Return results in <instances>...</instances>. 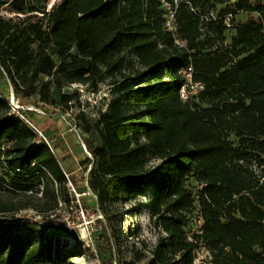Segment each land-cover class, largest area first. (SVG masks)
Wrapping results in <instances>:
<instances>
[{"label":"trees","instance_id":"16d2710c","mask_svg":"<svg viewBox=\"0 0 264 264\" xmlns=\"http://www.w3.org/2000/svg\"><path fill=\"white\" fill-rule=\"evenodd\" d=\"M49 2L0 0L13 14L0 12V72L16 98L55 112L76 106L78 93L66 85L97 90L111 78L105 111L95 119L77 114L100 211L121 193L147 196L135 210L146 208L160 233L148 264H207L194 261L200 243L211 264H264V0ZM189 68L202 88L183 100ZM10 109L0 89V164L13 169L15 188L30 191L49 173L64 193L67 172L54 151ZM148 155L157 162L148 165ZM51 198L49 209L54 189ZM196 209L202 226L190 236L185 227ZM9 210L0 204V213ZM23 240L0 222V264L36 253L47 264L59 252L50 239L25 253Z\"/></svg>","mask_w":264,"mask_h":264},{"label":"rangeland","instance_id":"374dc122","mask_svg":"<svg viewBox=\"0 0 264 264\" xmlns=\"http://www.w3.org/2000/svg\"><path fill=\"white\" fill-rule=\"evenodd\" d=\"M54 1L57 0H50L47 8H50ZM167 7L166 17L170 18V8ZM0 12L6 18L13 15L2 10V7ZM126 58L133 59V56L127 54ZM133 67L137 68V63H134ZM128 71L130 69L125 67L124 72ZM105 88H112L109 77L98 85V89ZM0 89L8 102H11L14 92L11 93L10 86L5 84L1 72ZM87 89L90 90V88ZM62 90L72 92L73 89L66 85ZM112 95L111 93L110 97ZM14 99L17 104L24 107L27 118L42 130L46 123L41 119L53 117L52 113L55 109L53 106L36 104L32 98L15 97ZM33 108L43 110L45 113L36 112ZM95 110L88 109L90 112H86V115L90 119H95ZM57 113V115H63L72 125L70 135L75 140V144L69 145L67 150L63 143H56V138H49L43 132L63 168L69 170L78 164L79 170L72 176L67 173L69 178L67 177L64 193L59 192L58 183L49 173L32 190L23 192L14 186L16 175L13 169L7 162L0 164V204L11 209L0 213V222L11 224L15 234L24 239L25 253L33 252L34 249H42L46 241L50 239L59 241V252L55 253L54 259L48 261L47 264H118L113 261L114 256L125 264H148L151 251L160 233L155 228L150 212L146 208L140 207L135 210L137 203L145 201L147 196L127 199L126 194L121 193L115 202H107L106 212L102 213L87 183L90 168L87 157L90 156L84 149V146L86 147L84 140L88 135L82 130L81 120L77 118L79 110L74 106L69 112L57 109ZM82 156L84 158L79 160ZM156 162L150 155L147 156L148 165ZM43 181L48 183L47 193L44 192ZM70 183L75 191L72 190ZM187 183L194 189L197 206V188L194 187L191 179H188ZM52 189L56 193L57 204L49 209L48 207L52 205ZM43 208L48 209L41 211ZM201 226L202 219L196 209L188 216L185 229L192 236V233L200 231ZM39 257L36 253L31 259L20 258L13 264H42ZM110 257L112 263L108 261ZM209 260V250L200 243L195 250L194 261L211 264Z\"/></svg>","mask_w":264,"mask_h":264},{"label":"built area","instance_id":"2783aa9c","mask_svg":"<svg viewBox=\"0 0 264 264\" xmlns=\"http://www.w3.org/2000/svg\"><path fill=\"white\" fill-rule=\"evenodd\" d=\"M170 8V18H167L166 20V27L168 29H173V15L174 12L172 11L171 7ZM184 75L186 76V78L188 79V82L186 84H184L181 89H180V97L183 100H186L189 98V96L191 94L196 93L199 89L202 88V85L199 83H193L191 81V69L189 68L187 71L183 72ZM69 88H72V91H77L78 93V101L75 103L76 107L78 108L79 112L80 111H84V112H90L88 111V109H96L95 110V117L97 118L98 115L105 111L107 104L109 103V100L111 99L110 95V91L111 89L105 88V89H97V90H88L87 89V85L83 84V83H71L69 84ZM15 97L13 96V99L11 100V102H9L10 105V112L9 114H15L17 116H19L20 118H22L35 132V141L39 142L41 140L45 141L50 148L51 144L48 141L45 133L43 132L42 129L38 128L34 123H32V121H30L27 116L24 113L23 110V106L19 105L16 103ZM72 102H70L71 104ZM31 109V107H29ZM73 108H70L68 110L71 111ZM34 111L39 112V113H45L43 110L37 109V108H33ZM72 129V128H71ZM6 145H1L0 146V150L3 151L5 149ZM85 151L87 152V154L90 156L89 151L87 150V148L84 146ZM66 176L68 177V174H66ZM70 185L72 186V190H74L73 185L70 183Z\"/></svg>","mask_w":264,"mask_h":264},{"label":"crops","instance_id":"0c3cea01","mask_svg":"<svg viewBox=\"0 0 264 264\" xmlns=\"http://www.w3.org/2000/svg\"><path fill=\"white\" fill-rule=\"evenodd\" d=\"M57 114V111H54V113H52L53 117H44L41 119L44 123H46L43 131L48 135L49 138H56V143H63L65 148L68 150L69 145L72 143L75 144V140L72 139V136L70 135L72 132V125L66 121L63 115ZM55 115L57 116L54 117ZM83 158L84 157L82 156L79 160H82ZM77 165L70 168L69 170L65 169V171L72 176L79 170L80 166Z\"/></svg>","mask_w":264,"mask_h":264},{"label":"water","instance_id":"95a60500","mask_svg":"<svg viewBox=\"0 0 264 264\" xmlns=\"http://www.w3.org/2000/svg\"><path fill=\"white\" fill-rule=\"evenodd\" d=\"M11 88V87H10ZM11 93H13V90H12V88H11ZM13 95V94H12ZM14 96V95H13Z\"/></svg>","mask_w":264,"mask_h":264}]
</instances>
